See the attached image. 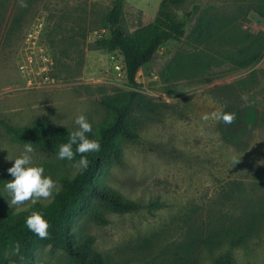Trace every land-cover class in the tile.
Wrapping results in <instances>:
<instances>
[{"label":"rangeland","instance_id":"obj_1","mask_svg":"<svg viewBox=\"0 0 264 264\" xmlns=\"http://www.w3.org/2000/svg\"><path fill=\"white\" fill-rule=\"evenodd\" d=\"M113 2L0 0V168L8 170L14 163L8 159L26 144L13 139L2 120L24 127L43 119L74 130L76 116L84 115L98 125L108 116L100 99L134 89L122 53L95 44L107 35L103 22ZM160 2L124 0V28L133 32L152 22ZM259 8L264 0H186L173 9L178 18L192 12L185 36L164 42L137 74V89L168 107L156 115L135 111L140 136L122 142V163L103 177L126 198L160 206L107 212V225L80 218L74 226L95 236V249L110 264H168L175 253L188 264H215L227 252L235 264H264V18ZM201 20L208 25L203 36L195 31ZM36 24L38 46L28 38ZM41 47L49 59L48 78ZM245 57L257 62L235 66L234 59ZM231 101L248 105L256 123L246 149L223 141L219 120L211 118ZM205 114L210 118L202 119ZM31 146L33 165L43 167L57 189L62 174L77 172L72 161L58 159V148ZM12 179L8 173L7 181ZM211 236V244L202 242ZM240 236L245 240L233 246L232 239ZM36 264L73 262L63 250L45 245L36 250Z\"/></svg>","mask_w":264,"mask_h":264},{"label":"trees","instance_id":"obj_2","mask_svg":"<svg viewBox=\"0 0 264 264\" xmlns=\"http://www.w3.org/2000/svg\"><path fill=\"white\" fill-rule=\"evenodd\" d=\"M185 1L161 0L152 22L128 32L123 26L124 0H114L104 17L107 35L98 39L95 44L98 48L119 50L122 53L127 80L134 89L100 99L108 112V116L100 124L95 125L90 117H86L94 133L88 135L100 143V150L82 154L89 161L86 170L78 169L73 176H60L61 186L53 192V198L49 202L37 201L28 208L14 210L6 203L0 188V264H10L11 261L17 264H36V250L45 245L63 250L73 264H110V258L95 249V236L78 231L74 228L76 222L85 218L98 225H107V212L124 214L160 206L158 201L145 204L126 198L120 191L106 184L103 177L113 166L122 163V142H134L140 136V123L134 116L135 111L156 115L160 108L168 107L167 103H158L137 89V74L143 65L154 59L164 42L169 39L180 40L185 36L192 12L178 18L173 11ZM257 12L264 18V8L257 9ZM195 31L203 36L208 31V25L201 20ZM256 62L254 57L233 60L238 68H246ZM222 113L234 116L230 124L218 121L217 130L222 140L237 149H246L256 126L255 121L250 120L248 105L231 101L225 105ZM1 124L13 139L21 143L58 149L59 145L67 143L68 132L73 131L63 126H52L43 119H37L31 126L24 127L14 126L6 120H2ZM80 156L81 154H75L74 157L80 159ZM7 179V168L1 167L0 185L7 183ZM236 190L240 191L239 185ZM232 194L229 193L227 198H233ZM33 212L41 213L48 221L46 238H40L26 227L25 220ZM244 240L245 237L240 236L232 239L231 244L236 246ZM202 242L211 244L213 237L202 239ZM145 243L149 245L151 240L145 239ZM17 244L19 251L15 247ZM168 264L188 262L184 256L178 257L175 253V259ZM215 264H235V259L227 252L218 256Z\"/></svg>","mask_w":264,"mask_h":264},{"label":"clouds","instance_id":"obj_3","mask_svg":"<svg viewBox=\"0 0 264 264\" xmlns=\"http://www.w3.org/2000/svg\"><path fill=\"white\" fill-rule=\"evenodd\" d=\"M209 118L208 114L202 116L204 120ZM211 118L230 124L234 116L230 113H212ZM74 124L77 127L68 132L67 143L59 145L57 157L61 160L72 161L73 166L82 171L89 166L87 157L82 154L98 152L101 146L96 139L89 137L88 134L93 133V128L84 115L76 116ZM74 145L75 151H73ZM6 150L8 151V149ZM33 152L34 149L31 144L26 143L18 156L14 159H8L14 161L13 165L7 170L14 179L4 184L3 190L10 197L8 201L11 206H19L28 200L35 203L38 199H47L57 190L53 179L44 175L43 167L33 165ZM75 154H81L78 161L74 159ZM25 224L31 232L40 238L43 239L48 236L49 223L41 213L33 212L26 218ZM15 247L19 251V244Z\"/></svg>","mask_w":264,"mask_h":264},{"label":"built area","instance_id":"obj_4","mask_svg":"<svg viewBox=\"0 0 264 264\" xmlns=\"http://www.w3.org/2000/svg\"><path fill=\"white\" fill-rule=\"evenodd\" d=\"M40 33H41V27L36 24L34 25V28L32 29V31H30L28 38L34 42L35 46H38V41H39V37H40ZM41 51H42V57L45 61V66L42 67L43 72L46 74V78L49 77L48 75V71H49V64H48V55H47V51L43 49V47H41Z\"/></svg>","mask_w":264,"mask_h":264}]
</instances>
